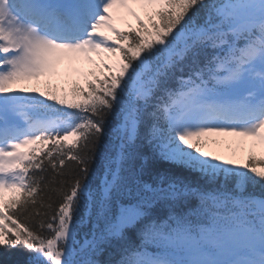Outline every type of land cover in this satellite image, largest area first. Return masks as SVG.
<instances>
[{"label":"snow or ice","instance_id":"obj_1","mask_svg":"<svg viewBox=\"0 0 264 264\" xmlns=\"http://www.w3.org/2000/svg\"><path fill=\"white\" fill-rule=\"evenodd\" d=\"M0 255L264 264V0H0Z\"/></svg>","mask_w":264,"mask_h":264},{"label":"rangeland","instance_id":"obj_2","mask_svg":"<svg viewBox=\"0 0 264 264\" xmlns=\"http://www.w3.org/2000/svg\"><path fill=\"white\" fill-rule=\"evenodd\" d=\"M98 57L96 56H93L92 59L94 61H96ZM82 65H86V66H90L92 64H89V63H81ZM81 64H76V65H68V64H63L64 65V68L63 70H69L70 72H72L75 68L77 67H80ZM224 140L226 141H233L235 138H232V137H226V138H223ZM225 145L227 144H221V145H217V146H213L212 149L210 151H214V152H217L218 154H221V155H226V154H229V150H228V147H226ZM239 153V152H238ZM238 153H237V156H238ZM239 158H241V155L238 156Z\"/></svg>","mask_w":264,"mask_h":264},{"label":"trees","instance_id":"obj_3","mask_svg":"<svg viewBox=\"0 0 264 264\" xmlns=\"http://www.w3.org/2000/svg\"><path fill=\"white\" fill-rule=\"evenodd\" d=\"M169 165L165 164L162 161H150L149 164L147 165V168L150 171H160L167 169ZM13 257L11 256H6V255H0V264H4L5 260H12Z\"/></svg>","mask_w":264,"mask_h":264}]
</instances>
